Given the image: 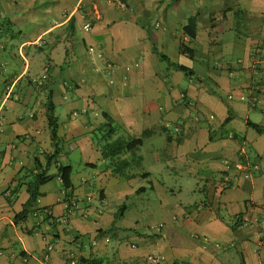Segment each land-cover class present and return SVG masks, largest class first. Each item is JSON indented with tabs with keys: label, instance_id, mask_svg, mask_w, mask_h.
<instances>
[{
	"label": "crops",
	"instance_id": "0c3cea01",
	"mask_svg": "<svg viewBox=\"0 0 264 264\" xmlns=\"http://www.w3.org/2000/svg\"><path fill=\"white\" fill-rule=\"evenodd\" d=\"M150 12L152 28L140 20ZM172 65L192 71L184 89L168 83ZM49 102L61 148L48 174L70 166L72 188L64 198L58 177L42 185L20 220L35 159L44 164L56 152ZM113 115L126 139L147 132L141 147L164 133L152 161L199 181L203 201L164 199L156 216L149 200L135 198L182 188L155 182L141 147L113 172L116 160L93 141ZM171 123L179 136L163 131ZM249 123L264 129V0H0V264H146L152 254L168 264H264V135ZM74 151L85 171L73 175ZM138 179L149 188L131 187Z\"/></svg>",
	"mask_w": 264,
	"mask_h": 264
},
{
	"label": "rangeland",
	"instance_id": "374dc122",
	"mask_svg": "<svg viewBox=\"0 0 264 264\" xmlns=\"http://www.w3.org/2000/svg\"><path fill=\"white\" fill-rule=\"evenodd\" d=\"M191 1V0H188ZM196 1V0H195ZM149 6L151 4V2H148ZM151 13V12H150ZM156 15L157 14H152L149 18H145L143 19L144 15L142 16V18L140 20H143L144 24H147V26L149 24H151V28L154 26V22L156 21ZM241 19L243 20L244 18L241 17L239 18V27L242 28L244 27ZM238 21V20H237ZM80 31V30H79ZM148 33V30H146ZM241 32V31H239ZM80 33V32H79ZM78 33V34H79ZM81 34V33H80ZM79 34V35H80ZM180 64H184V65H188V60H184L183 58H181L179 60ZM107 83L110 81V78H106ZM168 83H175L178 86H176V89H184L185 84L187 83V78L185 77L184 74H182L181 72L176 71L175 75H171L169 74V78L167 79ZM89 89V88H88ZM86 87V90H88ZM103 110H105L106 112H108V108H111L108 105V108L102 106ZM147 109L150 107L146 106ZM110 111V110H109ZM112 115V114H111ZM114 120L111 121V126L112 128L115 130V133H118L120 136L122 137L125 141H127L128 139H126L125 135L123 134L122 131V127H121V123L117 120V118L115 117V115H113ZM176 124H166L165 128L166 131L169 136H171L172 134H176L174 127H176ZM178 128V127H177ZM179 129V128H178ZM106 130V129H105ZM180 132V130H179ZM178 132V133H179ZM103 135L98 134L96 136V138L93 137V141L94 143L97 145L98 144V148L100 146L101 143V138ZM166 136L164 133H155V135L149 137V138H145L144 140V145L141 147L140 150V155H142L144 157V162L142 164L143 169L145 171H149L152 174V178L154 179L155 182H159V183H165L163 185V188L165 189H173V190H178L179 187L182 188V192L181 193H175L174 195H169V193L166 194H160V196H158L156 193H152L150 192L148 189L146 190V193L142 196H138L135 197L137 199H142V200H149L150 203L152 204V210L156 213V216L159 212H161L164 208V204H165V200L169 202V204H176V205H187V204H192L194 202L200 203L201 201H203V197L201 195H199L198 193L194 192V187L196 186L195 183L199 182V181H194L192 178L189 179L185 174H183L182 176L178 175L177 177L174 176V171L172 169H174L173 167L167 168L165 169L163 164H155V162L152 161L153 157L151 155V152L153 150V148H155L157 150L156 153H158V151H160L161 149H163V147L166 145ZM70 157L73 158L72 162H73V175L78 172L81 173L83 171H85V167L84 165L81 164V167L79 168V162L83 159V157H81L80 153L78 151H74L71 152ZM132 158H130L131 160ZM133 160V159H132ZM131 160V161H132ZM90 170V169H89ZM88 170V171H89ZM49 171H54V167L51 166V169ZM57 184V183H56ZM49 186H54L52 184H50ZM131 187L134 188H138L139 186H145L146 188H149V184L146 180H142V179H138V180H134L130 183ZM60 187V186H59ZM58 187V189H59ZM61 188V187H60ZM135 198H132V196H129L128 201L126 203H128L129 205H132L135 203L138 204L137 202H135L134 200H136ZM165 199V200H164ZM140 205V204H139ZM136 209H141V207H137L135 206L132 207V211L133 213L136 212ZM158 221V217L155 218V220L153 221L154 223H157Z\"/></svg>",
	"mask_w": 264,
	"mask_h": 264
},
{
	"label": "trees",
	"instance_id": "16d2710c",
	"mask_svg": "<svg viewBox=\"0 0 264 264\" xmlns=\"http://www.w3.org/2000/svg\"><path fill=\"white\" fill-rule=\"evenodd\" d=\"M184 33L189 35L190 39L194 38V34L191 29L190 25L185 26ZM180 53L186 54L188 56L192 55V51L185 47L183 44L180 45ZM153 52L157 55L158 59L165 61L168 63L167 58L165 56H161L158 54L157 49L153 47ZM173 69L178 72H181L185 76L190 77L192 75V71L188 68H185L180 65H172ZM47 115H48V123L51 133V140L53 141V146L56 149V152L53 155L45 156V163L41 164L38 159H35V166L34 171L31 172V175L28 177V181L24 184L26 186V191L28 193V200L23 205L22 212L17 216L18 219L22 220L25 219L27 214L32 210L35 206L37 200L41 196L40 187L47 182L51 181L52 179L58 177L61 181L62 189L65 192V195L68 196L69 192L72 188L71 183V175H72V168L70 166L58 165L56 167V174L50 175L48 174V169L51 166V160L57 155L58 150L61 148L60 140L57 136V119L54 116V107L49 102L47 104ZM107 118V116H105ZM249 125L259 134L264 135V129L258 125L249 123ZM177 127V126H176ZM101 129L105 131V134H102L101 143L102 145L99 146L101 151V155L104 159H115L116 162L113 166V172L116 174H120L124 171L125 167L130 165V162L126 160H122L121 157L126 155L127 153H131L134 150L138 149L142 145V140L144 136H146L147 132L143 133L141 138H133L128 139L127 141L117 138L115 140L110 141L112 135L115 133V130L112 128L110 122H106L101 126ZM106 129V130H105ZM166 132V130H163ZM180 135V132L177 134ZM169 136V135H168ZM34 210V209H33ZM125 210V207L122 206L119 208V213L116 215L118 218L119 215ZM88 264H95L94 261L88 262Z\"/></svg>",
	"mask_w": 264,
	"mask_h": 264
},
{
	"label": "built area",
	"instance_id": "2783aa9c",
	"mask_svg": "<svg viewBox=\"0 0 264 264\" xmlns=\"http://www.w3.org/2000/svg\"><path fill=\"white\" fill-rule=\"evenodd\" d=\"M86 28H88V26H86ZM240 99L241 100H245L246 98L244 96H241ZM252 106H255V103L254 102L252 103ZM174 130H175V133L178 134L179 129L177 127H174ZM235 167H236V169H239V170H242L243 169L242 165H240V164H236ZM245 177L246 178L250 177V174L246 173L245 174ZM62 193H63L64 198H66L65 192L63 191ZM63 200H64L63 203H65V207L67 209H69V208H76L77 207L76 202L73 201L72 199H67L66 201H65V199H63ZM257 246L258 247H261L262 246V242L259 241L257 243ZM263 263H264V258H263ZM146 264H168V263L166 261V258L163 255H160V254H152V255L147 256V258H146Z\"/></svg>",
	"mask_w": 264,
	"mask_h": 264
}]
</instances>
